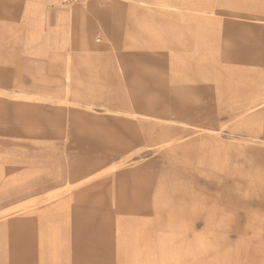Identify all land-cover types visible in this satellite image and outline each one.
Returning <instances> with one entry per match:
<instances>
[{
  "label": "rangeland",
  "instance_id": "374dc122",
  "mask_svg": "<svg viewBox=\"0 0 264 264\" xmlns=\"http://www.w3.org/2000/svg\"><path fill=\"white\" fill-rule=\"evenodd\" d=\"M2 68L0 264H264V0H0Z\"/></svg>",
  "mask_w": 264,
  "mask_h": 264
},
{
  "label": "crops",
  "instance_id": "0c3cea01",
  "mask_svg": "<svg viewBox=\"0 0 264 264\" xmlns=\"http://www.w3.org/2000/svg\"><path fill=\"white\" fill-rule=\"evenodd\" d=\"M27 7L29 9H34L33 12L37 11V5H35L34 3H32V4L30 3V5H28ZM38 34H40V32L37 29L36 31L32 32L31 36L37 40V36H39ZM3 71H4V68L0 69V75H1V72H3ZM2 74L4 76V72ZM23 92H26V93L28 92V93L32 94V92H30L29 90L23 91ZM18 104H21L22 106H24V105L31 106L34 104V102H33V100L24 102V101H5V100L0 99V111H5V110L11 109V108H16V106Z\"/></svg>",
  "mask_w": 264,
  "mask_h": 264
},
{
  "label": "bare ground",
  "instance_id": "6f19581e",
  "mask_svg": "<svg viewBox=\"0 0 264 264\" xmlns=\"http://www.w3.org/2000/svg\"><path fill=\"white\" fill-rule=\"evenodd\" d=\"M204 1V0H203ZM196 5H197V3H196ZM71 184V183H70ZM70 184H68V186L70 185Z\"/></svg>",
  "mask_w": 264,
  "mask_h": 264
}]
</instances>
